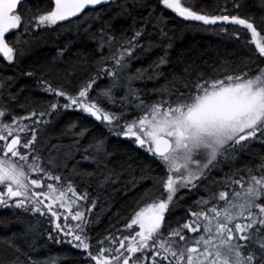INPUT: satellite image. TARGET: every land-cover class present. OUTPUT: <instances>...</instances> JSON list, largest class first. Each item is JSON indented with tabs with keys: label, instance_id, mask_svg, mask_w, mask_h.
Instances as JSON below:
<instances>
[{
	"label": "snow or ice",
	"instance_id": "snow-or-ice-1",
	"mask_svg": "<svg viewBox=\"0 0 264 264\" xmlns=\"http://www.w3.org/2000/svg\"><path fill=\"white\" fill-rule=\"evenodd\" d=\"M48 4L49 10H43L37 0L35 14H29L31 8L21 11L26 0H0V59L16 63L35 43L34 33L63 25L78 34L83 29L95 47L72 54L77 59L63 60L70 50L66 44L58 52L62 62L55 69L63 82L54 86L43 69L37 79V86L54 100L26 116L12 115L9 107L17 102V94L8 87L15 77L0 75V208L48 223L39 231V222L18 219L21 233L0 238L4 246L0 264H48L30 254L37 251L41 237L82 250L89 264H264V156L258 163L245 161L236 167L252 144L264 145V68L251 67L264 63V17L229 15L219 3L214 11L220 14H212L198 0H48ZM232 5V10L241 8L238 0ZM161 7L226 36L230 25L239 26L232 38L250 34L245 45H254L251 55L256 59L242 58L235 67L228 61L213 64L209 72L186 59L185 53L173 61L169 21L163 10L158 11ZM117 17L131 20L119 36L112 28ZM13 34L10 43L6 37ZM155 50L162 54L147 68L131 73L133 60ZM177 65L180 71L175 70ZM168 67L172 70L165 72ZM105 78L109 85L96 91ZM145 78L164 81L151 90L157 99L150 100L134 87L135 81ZM117 90L124 93L119 98ZM70 110L87 114L109 136L130 142L163 170V175H152L151 169H141L139 179L130 181L134 188L150 182L139 197L138 205L143 206L95 245L88 229L95 223L91 217L98 201L86 189L94 185L99 193L117 183L126 170L135 169L132 157L115 159L104 136L94 138L83 150L92 154L82 155L69 168L80 152V139L90 130L74 134L71 144H51L46 118ZM77 127L70 124L64 134ZM81 162L92 170L82 169ZM225 165L228 172L213 175L223 172ZM79 185L85 187L82 193L77 192ZM181 191L186 194L178 195ZM200 191L205 195H198L185 208L187 219L177 220L173 227L168 217L188 195Z\"/></svg>",
	"mask_w": 264,
	"mask_h": 264
},
{
	"label": "trees",
	"instance_id": "trees-1",
	"mask_svg": "<svg viewBox=\"0 0 264 264\" xmlns=\"http://www.w3.org/2000/svg\"><path fill=\"white\" fill-rule=\"evenodd\" d=\"M241 4L239 11L232 10V0H198L201 7L207 9L212 14H220L218 11H214L215 5L219 3L220 7H227L230 11L226 14L240 15L242 17L253 16L257 19L264 17V0H238ZM40 8L43 10H49L48 0H40ZM37 7V0H26V6L21 8L22 12L27 13L31 8L32 12L29 14H35ZM99 10V9H98ZM162 7L158 8V11H162ZM165 17H167L168 35L172 38L173 51L171 53L173 61L177 54L185 53V58L188 60H194L197 65H201V70L205 72L210 71V66L213 64L219 65L221 62H232V66L235 67L239 64L242 58L256 59L252 57V49L254 45H245V39H250V34L245 37L243 34L239 40L232 38V32L235 29L239 31V26H229V34L226 36L223 33H218L216 30L209 28L205 30L199 27L193 22L184 21L182 18L177 17L170 10H163ZM135 15V13H134ZM104 19H109L105 16ZM131 24V20L123 18H115L112 20V28L117 36L121 31L127 29ZM100 25H96L99 27ZM95 31V28H93ZM131 35V33H128ZM14 35L6 37L10 43L14 39ZM36 40L30 50L20 58L16 63L8 65L3 59H0V75L14 76L15 80L8 85L11 92L17 94V102L9 105L13 109L12 115L26 116L32 110H41L43 106L53 101L54 98L45 92H43L37 86V79L41 75V70L47 71L48 78L54 81V86H58L63 82L64 77L58 75L55 69L61 64L62 60L58 57V52L67 44L70 46L69 53L63 57V60H74L72 54L78 51L90 52L94 47V43L89 40L88 36L80 30L79 34L75 28L68 30L67 25L57 27L55 30H46L34 33ZM27 39V37H25ZM107 54V53H106ZM162 53L159 50L153 51L147 56H141L139 60H133L131 66V73H135L137 69L147 68L148 65L156 59L158 55ZM253 69L264 68V63H257L251 65ZM51 70V71H48ZM172 68H165V72L171 71ZM176 71L181 70V66L177 65ZM28 72H33L34 76L29 77L25 75ZM252 74H255L253 72ZM80 76L78 75L77 82ZM110 81L105 78L99 81L96 91L105 88L109 85ZM164 81L153 83L145 78L144 81H135L134 87L143 90V94H147L150 100L157 99V96L151 93V90L159 87ZM96 91L91 93L92 97H95ZM123 90H117L115 95L117 98L123 95ZM7 95V93H5ZM63 103V101H61ZM115 111V109H112ZM142 114V113H139ZM49 119L50 122L47 125V134L52 136L51 144H63L68 145L73 143V136L79 133L81 129H89V135L80 139L79 146L80 152L76 154L75 160L69 163V168L76 161L81 160V156L84 154V149L93 143L94 138L107 137V149L110 152H115L117 161H127L129 157H132L133 169L135 171L126 170L122 176H120L117 183L111 184L105 190L99 193L95 190L94 185L88 187L86 190L90 193V198L96 199L97 206L93 210L94 214L91 217L95 223L88 229V234L92 237L91 243L93 245L100 239L109 235L113 226L122 228L123 223L127 220L134 211L138 210V207H142L143 204L138 205L139 197L145 187L149 184L133 187L130 181L135 177L139 179L141 175V169H151L152 175H163V170L157 165L156 162L143 151L136 152L132 144L125 141L123 138H117L115 136H109L104 127L95 122L92 118L88 117L77 110H70L61 112L59 115L52 116ZM6 122H10L6 120ZM77 124L78 127L71 132L64 134V130L68 128L70 124ZM44 155H47L45 153ZM259 156H264V145L260 143L252 144L249 152L243 154L241 162L236 165L240 167L245 161H252L254 164L259 162ZM255 157V159H253ZM80 167L88 171L92 170L86 162H81ZM117 171H120L117 168ZM228 166L223 167V172H214L216 177L222 176L223 173L228 172ZM37 178V177H33ZM85 191L84 185L77 187V192ZM186 193L181 191L178 195L184 196ZM204 196L205 193L200 191L198 194L188 195L187 199L182 201V206L174 210L173 214L168 217L172 226H176V221L179 220L183 223L187 219L185 214V208L191 206L193 201L197 199V196ZM90 206V205H89ZM195 210V209H193ZM24 220L31 222L32 224L38 223L39 231H44L48 228L46 219L40 217H32L30 215L22 214L17 210H5L0 208V238L12 237L13 234H20L23 225L17 223V220ZM138 230V229H137ZM127 235L128 233H123ZM166 235V233H165ZM31 239V238H30ZM107 246V245H104ZM3 245H0V250L3 249ZM35 253H30L33 259L38 261H47L48 264H89V261L85 259V253L82 250L76 249L68 244H55L47 241L46 237L38 238L36 241ZM27 251V249H25ZM95 254V252H94Z\"/></svg>",
	"mask_w": 264,
	"mask_h": 264
}]
</instances>
